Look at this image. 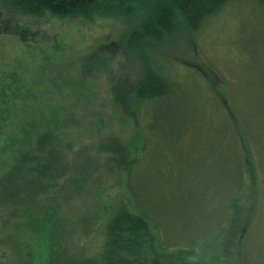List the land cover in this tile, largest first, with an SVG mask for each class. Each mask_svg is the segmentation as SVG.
<instances>
[{
  "label": "rangeland",
  "instance_id": "374dc122",
  "mask_svg": "<svg viewBox=\"0 0 264 264\" xmlns=\"http://www.w3.org/2000/svg\"><path fill=\"white\" fill-rule=\"evenodd\" d=\"M126 30V24L105 19L23 16L10 12L0 1V135L8 126L10 132H18L19 128L8 124L14 122L13 115L31 110L40 101L48 108L59 105L64 118L72 117L76 150L86 146L91 154L102 139L113 136L127 147L131 160H141L147 142L145 124L133 96L143 68L127 59L118 46ZM180 31L163 54L182 65V77L172 81L175 89L169 95L172 105L167 114L178 123L173 138L181 135L179 141L185 144L179 142L169 150L167 144L153 147V143L143 156L141 173L161 168L169 183L181 182L190 189L188 199L195 203L183 218L173 216L170 230L180 234L178 246L202 248L200 255L164 252L151 228L154 246L146 252V262L200 264L196 261L200 256L211 262L219 259L221 264H244L243 228L233 238L231 256L220 254L224 237L217 223L222 213L215 205L219 186L230 181L232 172L244 163L243 143L250 159L236 202L244 211V224L253 219L249 263L264 264V8L254 0H235L207 19L194 40L185 29ZM104 160L100 154L96 164L101 166ZM126 180L125 173L99 175L97 187L91 185L89 193L84 190L61 207L66 219L59 233L65 234L66 245L95 251L115 206L124 203L136 213ZM206 184L212 188L211 195L200 205L207 203L209 214L196 211L203 197L197 190ZM254 201L255 213L251 211ZM22 207L29 205L0 206V264H26L27 247H38L31 242L33 231L25 226Z\"/></svg>",
  "mask_w": 264,
  "mask_h": 264
},
{
  "label": "trees",
  "instance_id": "16d2710c",
  "mask_svg": "<svg viewBox=\"0 0 264 264\" xmlns=\"http://www.w3.org/2000/svg\"><path fill=\"white\" fill-rule=\"evenodd\" d=\"M0 1L10 12L23 16L40 18L48 15L58 19H82L88 22L105 19L124 23L127 30L118 46L127 59L138 61L143 68V78L133 96L134 106L145 124L142 129L147 141L139 161L131 160L127 147L113 136L102 139L91 154L86 146L76 150L78 137L73 128L74 120L70 116L64 118L63 107L59 105L48 108L37 101L35 104L38 105L31 110H20V115H13L14 122L8 123L19 128L18 132H10L9 126L3 127L0 135V206L9 204L17 209L21 205H29L19 211L27 215L25 226L33 231L31 242L39 248L27 247L26 264H35L34 254L38 256L39 264H147L146 252L154 246L151 228L158 235L157 246L162 251L200 255L202 247L178 246L182 244L180 234L175 235L172 232L174 229L170 230L173 216L179 214L183 218L191 209V204L195 203L188 199L190 189L181 182L169 183L161 168L147 175L141 173V169L143 156L153 143V147L167 144L169 150L181 143V135L173 138L172 133L178 128V123H174L167 111L172 105L168 101L169 95L175 89L172 81L177 82L182 77V65L165 57L164 47L184 29L189 36H194H191L194 40L207 19L235 0ZM254 1L264 8V0ZM219 106L225 109L222 104ZM228 118L229 122L232 121ZM4 119H8V115ZM185 128L186 125H183L181 132ZM241 148L244 149L241 153L244 163L232 172L230 181L219 186L220 194L216 197L215 205L218 204V211L222 213L217 223L218 232L221 231L224 237L219 244L221 256H231L228 250L233 238L243 228L245 254L242 253V261L250 264L249 259L252 258L249 255L251 247L248 236L253 219L249 218L244 224V211L236 202L244 189L247 157L250 159L249 150L243 143ZM100 154L105 155V160L98 166L96 160ZM98 171L101 173L96 175ZM168 171L173 173L172 169ZM119 173L126 175L127 189L136 213L131 212L127 204L115 206L106 223L103 240L95 251V248L78 251V247L72 249V246L66 245L65 234L59 233L66 219L61 207L84 190L89 193L91 185L97 187L99 175ZM211 190L207 184L197 190L198 196L203 197L196 204V211L207 210L209 214L205 206L207 203L203 206L200 203L207 201ZM255 202L251 207L254 213ZM174 243L178 247L170 248ZM218 260L214 258L211 262L200 256L196 259L200 264H221ZM3 264L15 263L5 261Z\"/></svg>",
  "mask_w": 264,
  "mask_h": 264
}]
</instances>
